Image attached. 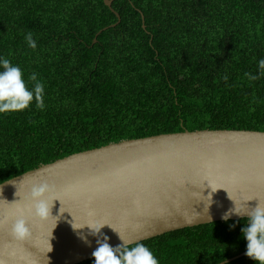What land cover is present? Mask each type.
Returning a JSON list of instances; mask_svg holds the SVG:
<instances>
[{
	"label": "trees",
	"instance_id": "16d2710c",
	"mask_svg": "<svg viewBox=\"0 0 264 264\" xmlns=\"http://www.w3.org/2000/svg\"><path fill=\"white\" fill-rule=\"evenodd\" d=\"M112 8L104 0H0V56L45 84L43 110L0 115V184L124 140L264 132V0H115ZM246 222L142 243L159 264H222L245 254ZM227 264L255 262L245 255Z\"/></svg>",
	"mask_w": 264,
	"mask_h": 264
},
{
	"label": "water",
	"instance_id": "95a60500",
	"mask_svg": "<svg viewBox=\"0 0 264 264\" xmlns=\"http://www.w3.org/2000/svg\"><path fill=\"white\" fill-rule=\"evenodd\" d=\"M114 1L104 0L113 13ZM40 183L51 185L50 205L59 199L51 209L59 219L33 218L29 238L14 241L11 219ZM228 193L241 211L264 204V132L185 130L73 154L0 184V264H81L94 259L97 240L105 236L115 248L122 244L119 234L142 243L248 219L223 218L235 206ZM100 224H106L101 234L92 235L90 227Z\"/></svg>",
	"mask_w": 264,
	"mask_h": 264
},
{
	"label": "clouds",
	"instance_id": "9594fccd",
	"mask_svg": "<svg viewBox=\"0 0 264 264\" xmlns=\"http://www.w3.org/2000/svg\"><path fill=\"white\" fill-rule=\"evenodd\" d=\"M25 39L30 48L35 49L37 47L31 32L27 33ZM258 69L260 75H264V58L258 61ZM245 75L253 81L258 78L256 75L248 73ZM44 96L45 84L38 79L35 72L25 80L23 70L19 65L13 64L9 59L0 56V115L20 113L31 108L33 104L37 109L43 110L45 107ZM50 190L51 185L47 183H40L32 187L30 203L22 207L11 219L10 233L14 241L22 243L29 238L31 235L29 224L33 218L41 221H46L49 216L59 219V217L51 215L53 202L59 199L52 201L50 205ZM229 198L233 200L230 195ZM234 205L232 209L224 214L223 218L229 220L232 215H246L248 217L247 222L241 229L242 238L246 241L245 255L255 264H264V204L259 203L254 209L247 207L245 211H241L235 201ZM105 225L100 224L95 228L90 227L91 234L99 236ZM113 230L115 231V229ZM119 237L122 244L115 248L107 242L108 237L106 236L103 241L97 240L98 247L92 253L94 264H159L158 258L148 246L143 243L126 241L120 234Z\"/></svg>",
	"mask_w": 264,
	"mask_h": 264
}]
</instances>
